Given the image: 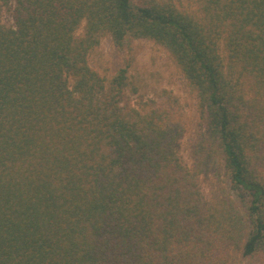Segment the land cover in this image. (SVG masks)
I'll list each match as a JSON object with an SVG mask.
<instances>
[{"label": "trees", "instance_id": "1", "mask_svg": "<svg viewBox=\"0 0 264 264\" xmlns=\"http://www.w3.org/2000/svg\"><path fill=\"white\" fill-rule=\"evenodd\" d=\"M194 1L200 18L172 0H0V264H229L264 249V0ZM103 34L164 45L198 92L193 168L181 121L123 107L121 74L109 92L88 65ZM216 158L241 207L203 197Z\"/></svg>", "mask_w": 264, "mask_h": 264}, {"label": "rangeland", "instance_id": "2", "mask_svg": "<svg viewBox=\"0 0 264 264\" xmlns=\"http://www.w3.org/2000/svg\"><path fill=\"white\" fill-rule=\"evenodd\" d=\"M172 1L181 11L201 17L194 0ZM1 20L5 25L13 24L9 9L2 8ZM85 32L86 22L82 21L76 35L83 38ZM220 53L222 56L225 54L222 43ZM87 62L104 80L105 88L109 92H116L114 88L117 84L114 79L121 74V87L116 97L123 107H132L141 114L155 110L163 111L173 115L178 122L181 121L184 130L179 138V158L188 168L194 167L195 148L201 134L205 132L202 107L198 92L164 45L149 38L130 35L120 47L115 44L110 34H103L99 43L88 51ZM244 89L247 92V88ZM245 97L252 98L253 94L248 92ZM260 153L264 156V149ZM214 161L212 170L198 177L203 197L212 201L217 195L225 192L241 207L243 200L240 194L231 188L224 160L216 158ZM257 166L264 179V159L260 160ZM229 264H264V249L249 257L233 254Z\"/></svg>", "mask_w": 264, "mask_h": 264}]
</instances>
